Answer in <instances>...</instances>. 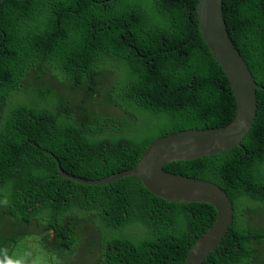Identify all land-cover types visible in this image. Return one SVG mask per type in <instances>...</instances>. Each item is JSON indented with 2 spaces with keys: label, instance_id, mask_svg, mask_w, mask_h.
Listing matches in <instances>:
<instances>
[{
  "label": "trees",
  "instance_id": "1",
  "mask_svg": "<svg viewBox=\"0 0 264 264\" xmlns=\"http://www.w3.org/2000/svg\"><path fill=\"white\" fill-rule=\"evenodd\" d=\"M97 1L10 0L0 8V264H186L216 218L212 205L164 202L136 177L97 187L57 176L54 157L66 173L98 180L133 167L158 137L225 126L236 116L229 83L199 31L198 0ZM222 13L260 84L257 118L240 147L164 170L213 182L231 199L233 224L204 264H264V227L251 222L248 205L264 210V0H222ZM66 19L109 55L112 83L102 103L91 109L90 75L69 89L35 86L29 104L26 94L11 98L25 92L26 75L13 72L1 31H26L44 44ZM107 20L113 25L102 28ZM102 61L91 65L98 64L95 81ZM57 92V110L34 107ZM135 226L140 235L131 233ZM82 243L102 254L77 262Z\"/></svg>",
  "mask_w": 264,
  "mask_h": 264
},
{
  "label": "water",
  "instance_id": "2",
  "mask_svg": "<svg viewBox=\"0 0 264 264\" xmlns=\"http://www.w3.org/2000/svg\"><path fill=\"white\" fill-rule=\"evenodd\" d=\"M221 3L222 0H199L196 11L201 34L220 65L234 98L236 116L231 123L215 129L181 131L158 138L144 150L133 168L101 180H85L68 174L54 158L57 176L77 184L108 186L120 179L138 176L148 193L168 203L206 202L214 206L217 211L215 221L189 249L186 264H203L226 237L233 222L231 199L222 188L210 181L165 173L160 165L172 161L199 160L240 147L259 112L257 89L260 84L251 74L225 27Z\"/></svg>",
  "mask_w": 264,
  "mask_h": 264
},
{
  "label": "clouds",
  "instance_id": "3",
  "mask_svg": "<svg viewBox=\"0 0 264 264\" xmlns=\"http://www.w3.org/2000/svg\"><path fill=\"white\" fill-rule=\"evenodd\" d=\"M7 1H10V0H0V8ZM12 1H19V0H12ZM92 1L96 4L99 3V1H97V0H92ZM110 1H115V0H103L101 2V5L105 2H110ZM198 2H199V0H198ZM47 4H48V2L44 3L43 5L46 6ZM197 5H198V3H197ZM196 8H197V6H196ZM196 8H195V11H196ZM221 9H222V3H221ZM196 13H197V11H196ZM222 17H223V13H222ZM27 19L32 21L31 16H29V18L27 17ZM197 19H198V17H197ZM223 20H224V18H223ZM71 21L72 20H70V19H66V21H61V24H60L58 30L55 31L50 36L48 42H46L44 44H33L29 34L26 31H24L22 33L16 32L14 30L9 32V33H7L6 31H1V35L3 36V38L7 39V49L10 52V55L12 57L11 67L13 69V72L15 74H18V75H20V74L26 75V78L24 80L25 92L21 91V90L20 91H12L11 98H15V97L21 98V97H24V95L26 94L27 104H29V103H32V101L34 100L33 98L35 96H37V92L34 90L35 86H48V87H52L56 91H58L65 84L64 88L69 89L71 87V83L79 82L86 75H90V94H89V96H90L91 109L93 107L97 108L102 103V99H103L104 95L108 92V90L110 89L111 83H112V74L109 73L108 68H107L109 61H110L109 55L106 52H104L102 49H100L99 46L95 43V41L91 40V39H94V37L89 38V40H85V39H81L76 34H74V32H75L73 29L74 23L72 24V27H71ZM224 23H225V21H224ZM198 24H199V20H198ZM112 25H113L112 21L107 20L102 28H104L106 26H112ZM70 27H71V29H70ZM225 27H226V24H225ZM199 31H200V24H199ZM123 40H125V39H123ZM107 44H112L113 47L117 48V42L115 39L111 40L109 38H106L105 45H107ZM101 59H103L102 62L104 63L103 70L99 76L98 81H95L94 77H95V74L97 72V65L98 64L93 65V66H91V65L96 63L98 60H101ZM75 68L82 69V71L73 73ZM32 72H35V74H33ZM43 76H45L44 82L39 83ZM59 92H61V90ZM257 96H259V94H257ZM60 103H61L60 95L57 92L56 94H53L48 98V101L45 105L34 106V107L50 108L53 110H57ZM115 111H116V109L112 108V116L116 115ZM219 127H221V126H218L216 128H219ZM209 129H215V128H209ZM192 130H198V129H192ZM200 130H205V129H200ZM182 131H190V130H182ZM178 132H181V131H178ZM178 132H174V133H178ZM174 133H168V134L161 136V137H165L167 135L174 134ZM161 137H158V138H161ZM173 162L174 161L168 162V163H173ZM183 162H185V161H183ZM168 163H164L163 165L162 164L160 165L161 171L165 172L164 166ZM133 167H131V168H133ZM131 168H129L125 171H128ZM122 172H124V171H122ZM122 172H119V173H122ZM165 173H168V172H165ZM115 174H117V173H115ZM169 174H173V173H169ZM111 175H113V174H111ZM174 175H177V174H174ZM182 176H184V175H182ZM134 177L138 178V181H139L140 185L143 187V190L146 193H148L146 191V188L141 183L139 177L133 176L132 178H134ZM186 177H188V176H186ZM127 178H129V177H127ZM189 178H192V177H189ZM193 179H195V178H193ZM85 180H89V179H85ZM98 180H101V179H98ZM120 180H122V179H120ZM80 185H82V184H80ZM110 185H108V186H110ZM97 187H105V186H97ZM148 194H150V193H148ZM159 199H161V198H159ZM161 200L164 202H167L163 199H161ZM195 204H203V203L197 202ZM205 204H209V203L205 202ZM178 205H181V204H178ZM182 205H193V204H182ZM233 212H234V210H233ZM263 214H264V210H263ZM233 221H234V217H233ZM232 224H233V222H232ZM139 232H140V230H138L135 226L134 231H132L131 233L137 234ZM100 234L101 233L99 230L98 236ZM89 239H90V237L86 236V242H90L91 239L90 240ZM193 244H192V246H193ZM78 249L86 252L90 261H92L96 256L102 254V251H103L100 246H97L95 248H87L84 245V243H82ZM207 258H208V256H207ZM205 260H204V262H205Z\"/></svg>",
  "mask_w": 264,
  "mask_h": 264
},
{
  "label": "rangeland",
  "instance_id": "4",
  "mask_svg": "<svg viewBox=\"0 0 264 264\" xmlns=\"http://www.w3.org/2000/svg\"><path fill=\"white\" fill-rule=\"evenodd\" d=\"M248 205L251 206L254 210L253 212H251V217H250L251 222L257 226L264 227V214H263V209L260 207V204L257 202L249 201ZM91 226L93 225H90L88 227H91ZM137 235H140V234H137ZM262 254L264 256V249L262 250ZM75 259L77 262H80V261H84L85 259H88V256H86L84 252L80 251L79 255Z\"/></svg>",
  "mask_w": 264,
  "mask_h": 264
},
{
  "label": "bare ground",
  "instance_id": "5",
  "mask_svg": "<svg viewBox=\"0 0 264 264\" xmlns=\"http://www.w3.org/2000/svg\"><path fill=\"white\" fill-rule=\"evenodd\" d=\"M174 162H177V161H174ZM213 183V182H212ZM215 184V183H214ZM177 204V203H176Z\"/></svg>",
  "mask_w": 264,
  "mask_h": 264
}]
</instances>
